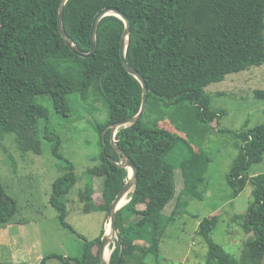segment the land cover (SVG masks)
<instances>
[{
	"label": "trees",
	"instance_id": "1",
	"mask_svg": "<svg viewBox=\"0 0 264 264\" xmlns=\"http://www.w3.org/2000/svg\"><path fill=\"white\" fill-rule=\"evenodd\" d=\"M60 3L0 0V128L15 134L21 150L39 153L40 120L49 117L48 108L38 102V97L49 98L58 113L67 115L72 110L68 102L72 93L100 102L106 108L105 120L95 128L102 151L87 173L105 178L102 201L97 204L93 198V180L79 194L85 212L107 211L130 179V171L119 165L122 154L111 142L112 128L106 131L105 146L102 133L109 124L139 112L143 87L122 63L123 18L114 13L103 16L97 27L95 54L82 57L73 52L59 31ZM106 7H117L130 18L126 58L145 77L150 89L142 117L120 126L115 134L116 145L138 165L139 174L137 187L116 212L117 238L110 245L109 264H163L160 243L175 211L165 213L176 196V162L184 176L182 194L199 198L209 157L185 137L145 123L142 118L149 107L165 116L166 109L185 102L196 120H217L224 110L211 109L206 87L223 81L230 73L264 64V0H66L64 29L82 50L91 49L93 20ZM255 94L264 98L263 90ZM237 135L242 143L228 183L235 197L252 185L253 201L244 220L250 236L241 258H237L212 237L217 215L201 220L198 232L208 248L203 264H264V172H249L254 163L264 159V123ZM59 143L55 142V153ZM66 168L67 174L53 184L50 202L62 223L69 226L62 200L77 176L73 164L69 162ZM0 198L3 225L10 222L16 204L1 185ZM104 233L105 227L96 239H86L80 257H48L62 258L66 264H101ZM149 256L155 261H148Z\"/></svg>",
	"mask_w": 264,
	"mask_h": 264
},
{
	"label": "rangeland",
	"instance_id": "2",
	"mask_svg": "<svg viewBox=\"0 0 264 264\" xmlns=\"http://www.w3.org/2000/svg\"><path fill=\"white\" fill-rule=\"evenodd\" d=\"M256 90L264 91V64L230 73L223 81L206 87L211 95V109L224 110L217 120H196L185 102L171 110L164 108L165 116L153 107L143 116V122L185 137L197 151L209 157L204 183L198 188L199 198L182 194L184 176L176 162V196L166 206L165 213L170 215L175 211L160 243L163 264L204 263L208 248L198 232L199 223L211 215L219 219L212 231L213 239L241 258L244 243L250 236L244 220L253 201V188L249 184L235 197L228 174L242 143L237 133L264 123V98L256 95ZM37 100L48 108L49 117L40 120L39 153L21 150L15 134L0 128V185L16 204L10 222L0 225V262L40 264L46 258L44 264H66L62 258L48 256L80 257L86 239H96L104 227L108 233L110 230L107 211L85 212L79 194L93 180V198L97 203L102 200L105 178L90 175L87 170L97 163L95 157L102 151L95 126L105 120L106 108L77 93L68 96L72 108L69 115L58 113L47 97L40 96ZM57 140L60 143L55 153ZM69 162L74 165L77 180L62 200L67 213L64 219L69 225L65 226L50 198L54 182L67 174ZM249 172H264V159L254 163ZM9 224L11 230L7 229ZM110 245L108 249L112 250ZM148 261L155 260L149 256Z\"/></svg>",
	"mask_w": 264,
	"mask_h": 264
},
{
	"label": "water",
	"instance_id": "3",
	"mask_svg": "<svg viewBox=\"0 0 264 264\" xmlns=\"http://www.w3.org/2000/svg\"><path fill=\"white\" fill-rule=\"evenodd\" d=\"M65 2H66V0H61L60 6H59V16H58L59 31L62 34V36L65 38L66 43L73 50V52H75L77 55L82 56V57H90L93 54H95V52L97 50V38H96L97 27H98V23H99L100 19L103 16H105L109 13H114V14H117L123 18V20L125 21V24H126V28H125V31L123 33L122 41H121L120 54H121L122 63L124 65L125 69L129 73L133 74L141 82L142 87H143L142 104H141V108H140L139 112L136 115L125 118L119 122L109 124L107 126V128L102 133V139L104 141V146H105V144H106V142H105L106 131L109 128H112L111 142L115 146L117 151L122 154V161L119 163V165L127 167L130 171V179L126 182L125 186L117 194V196L112 201V203L110 204V206L107 210V219L110 220V232L108 233L107 231H105V233L102 237V242H101V246H100V258H101V264H109V260L105 256V251L108 248V246L113 242V239L116 237L115 235L117 234L116 212L123 206V205L119 206V203L121 202V200L124 197H127L130 192H133L135 190V188L137 187V184H138V174H139L138 165L134 162V160L127 153H125L120 147H118L116 145L115 134H116L117 129L120 126L136 123L142 117L143 113L146 110L147 101H148V94H149L150 89H149V86H148V83H147L145 77L141 74V72H139L136 68H134L128 62V60L126 58V52H125L126 43H127V38L131 33V27H132L130 18L117 7H106L104 9H102L101 11H99L93 20L92 28H91V32H90L91 49L88 52H86V51L82 50L81 48H79L73 42V39L67 34V32L64 29L63 19H64ZM111 251L112 250H110V254H111ZM109 258H110V255H109ZM177 264H179V263L177 262Z\"/></svg>",
	"mask_w": 264,
	"mask_h": 264
},
{
	"label": "bare ground",
	"instance_id": "4",
	"mask_svg": "<svg viewBox=\"0 0 264 264\" xmlns=\"http://www.w3.org/2000/svg\"><path fill=\"white\" fill-rule=\"evenodd\" d=\"M127 197H124L122 200H121V202L119 203V206H122V205H124L126 202H127ZM109 232H110V230H108ZM110 255V249H106V251H105V256L106 257H108ZM108 259H109V257H108Z\"/></svg>",
	"mask_w": 264,
	"mask_h": 264
},
{
	"label": "crops",
	"instance_id": "5",
	"mask_svg": "<svg viewBox=\"0 0 264 264\" xmlns=\"http://www.w3.org/2000/svg\"><path fill=\"white\" fill-rule=\"evenodd\" d=\"M99 195H100V194H99ZM101 201H102V200H101ZM101 201H100V202H101ZM100 202H98V203L96 202V203H97V204H99ZM13 223H14V222H13ZM13 223H12V224H13ZM13 225H14V224H13ZM19 225H20V223H18V224H17V225H15V226H16V227H18ZM13 227H14V226H13ZM7 229H9V230H11V229H12V226H11V224H9V227H8ZM16 229H17V228H16ZM13 262H19V261H13ZM19 263H22V262H19ZM24 264H25V263H24ZM174 264H177V263H174Z\"/></svg>",
	"mask_w": 264,
	"mask_h": 264
}]
</instances>
